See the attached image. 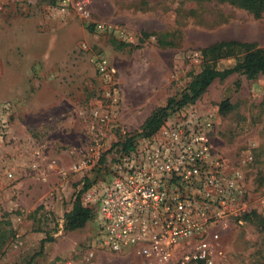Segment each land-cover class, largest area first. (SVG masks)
Returning <instances> with one entry per match:
<instances>
[{
  "label": "rangeland",
  "instance_id": "rangeland-1",
  "mask_svg": "<svg viewBox=\"0 0 264 264\" xmlns=\"http://www.w3.org/2000/svg\"><path fill=\"white\" fill-rule=\"evenodd\" d=\"M86 1L92 19L124 29V34L96 30L73 12L56 13L54 0H0V50L10 42L20 53L25 46L32 48L28 75L46 72L53 81L40 95L45 109L35 101L33 84H19V70L13 68L8 84L0 86V126L7 130L0 139V264H143L128 251L94 249L96 218L80 228L67 226L65 215L85 179L110 174L107 167L98 172L99 165L93 164L77 174L74 165L91 156L88 143H102L101 155H107L119 130L136 131L206 67L223 70L246 53L234 47L218 57L206 47L236 40L264 48V11L256 16L232 0ZM9 27L22 28L23 34H3ZM99 57H106L114 71L111 81L99 74ZM43 63L52 70H39ZM181 113L213 114L214 152L230 171L242 175L235 210L209 230L219 234L216 243L222 251L215 264H264V73L216 78ZM56 138L66 146H50ZM27 165L34 171L21 177L27 178L21 185L20 177L8 182L2 173Z\"/></svg>",
  "mask_w": 264,
  "mask_h": 264
},
{
  "label": "built area",
  "instance_id": "built-area-1",
  "mask_svg": "<svg viewBox=\"0 0 264 264\" xmlns=\"http://www.w3.org/2000/svg\"><path fill=\"white\" fill-rule=\"evenodd\" d=\"M53 9L73 12L99 31H125L92 19L86 0H54ZM97 69L111 81L114 71L106 57L98 58ZM3 108L8 110L9 105ZM214 123L212 113L193 115L180 109L156 134L139 140L135 150L108 160V178L94 182L82 196L83 204L96 211L94 249L128 251L143 264H215L222 254L216 243L219 234L209 230L235 210L242 175L230 171L215 154L210 140ZM6 132L1 125L0 139ZM88 147L91 156L76 163L75 170L100 163L102 143Z\"/></svg>",
  "mask_w": 264,
  "mask_h": 264
},
{
  "label": "trees",
  "instance_id": "trees-1",
  "mask_svg": "<svg viewBox=\"0 0 264 264\" xmlns=\"http://www.w3.org/2000/svg\"><path fill=\"white\" fill-rule=\"evenodd\" d=\"M239 6L253 12L256 16H260L264 11V0H232ZM242 47L246 50L244 56L237 59L236 63L228 68L219 70L213 67H206L199 73L189 84L188 87L178 96L172 97L165 105L155 108L145 119L139 129L133 132H124L119 130V139L112 143L109 153L103 155L98 164V172L106 171L108 154L111 153L112 159L117 154H128L136 149L139 140L149 138L156 134L166 120L182 107L195 103L208 89L216 78H226L234 73H244L250 77H254L264 73V48H257L253 43L229 40L220 41L206 47L205 50L212 55L221 56L224 49ZM103 167V168H102ZM98 179L92 181L85 179L84 187L77 194L71 211L65 215V223L71 229L83 227L88 221L94 219L96 211L85 206L82 201L84 192ZM202 264V263H199Z\"/></svg>",
  "mask_w": 264,
  "mask_h": 264
},
{
  "label": "crops",
  "instance_id": "crops-1",
  "mask_svg": "<svg viewBox=\"0 0 264 264\" xmlns=\"http://www.w3.org/2000/svg\"><path fill=\"white\" fill-rule=\"evenodd\" d=\"M11 23H15V20L14 19H9ZM8 30H4L3 31V34H9L10 32V35L12 37V32L13 33V37H16L15 35L17 33H19L20 35L23 34V29H16L15 31L12 29V28H6ZM13 30V31H12ZM9 31V32H7ZM12 37V38H13ZM12 44V45H11ZM15 46L13 42H10V44L6 45L4 48H3V52L2 50H0V57L2 56V58L4 59V66H3V71L4 73H2V75H0V86H5L6 84H8V76L10 75V72L13 70H19L20 73H21V76H20V83L19 84H27L28 82H30L31 84H33V86L36 87V94H35V101H37V105H41V108H47V105H45V100L46 99H40V95L43 94L44 92V88L46 87H49L51 84H53V81L49 79V77H46V72H43V74H41V77L39 75L35 76L33 73L32 75L30 74V76L28 75V69H32L31 66H29V64L27 63V60L29 58L32 57V55L34 54V50L30 48H27L26 46L23 47L21 49V53H20V50L17 48V47H13ZM13 62H17L19 63L18 65H14L15 67H13V65L11 64ZM17 63H14V64H17ZM32 65V64H31ZM46 66V67H44ZM52 65L51 64H47L45 65L44 63L40 66L39 65V70H52L51 67ZM31 72H33L31 70ZM31 80V81H30ZM36 82V83H35ZM57 94H59V91H55V92H52L51 93V96L52 98H57ZM53 99V100H54ZM48 116H50V114H48ZM54 116V115H52ZM67 130L66 131H70L68 130V128H66ZM55 130H57V128H55ZM66 144V143H65ZM64 142L63 140H59V139H55L53 140V142L50 143V146H52L53 148H56V149H60V147H63L64 145ZM63 145V146H62ZM66 146V145H65ZM38 146L35 147V149L37 150ZM52 149V148H51ZM36 157V156H35ZM22 160V159H21ZM23 161V160H22ZM28 166V165H27ZM15 167L16 169V173L14 170H12L11 168H6V169H2V173L4 174L5 176V179L8 180V182H10V180H14V179H18V177H21L25 174V175H28L29 173L31 174L33 170H31L30 166L28 167ZM29 171V172H28ZM88 170H82V171H77L76 173H82V172H87ZM26 177L24 179H21L20 180V185L26 181ZM27 185V184H25ZM10 190V189H9ZM8 190V191H9ZM26 192V191H25ZM24 193V192H23ZM43 240V239H42ZM42 244H43V241H42Z\"/></svg>",
  "mask_w": 264,
  "mask_h": 264
}]
</instances>
